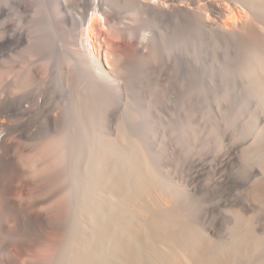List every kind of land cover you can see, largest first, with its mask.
I'll return each mask as SVG.
<instances>
[{
  "label": "rangeland",
  "instance_id": "rangeland-1",
  "mask_svg": "<svg viewBox=\"0 0 264 264\" xmlns=\"http://www.w3.org/2000/svg\"><path fill=\"white\" fill-rule=\"evenodd\" d=\"M30 1L34 11L22 14L15 9L18 0H0V29L7 19L11 24L18 21L15 25L21 24L24 32L18 51L7 57L10 64L41 65L38 84L31 89L42 96L43 104L34 118L39 124L36 134L28 140L29 147L36 148L50 135L65 137L70 130V98L79 81L80 60L63 49L61 21L48 12L50 0ZM157 26L152 40L155 55L134 63L128 75L133 149L142 162L132 163L130 172L134 194L125 209L133 224L122 223L117 237L129 236L137 244L141 261L136 264H198L202 257L216 253L226 255L222 258L228 264H264V84L244 65V47L221 44L191 25ZM53 111L58 117L52 122ZM194 165L202 166L195 176ZM160 183L173 190L172 201L161 194ZM102 199L106 201L98 196L103 206ZM111 214L113 220L121 218ZM156 216L172 219L170 230L154 225ZM81 217L70 216L68 229L86 224ZM79 232L94 253V264H103L99 255L105 251L110 264H135L94 242L87 231ZM161 233L168 237L157 235ZM188 234L196 238L189 255L183 246ZM248 234L257 237L256 245L249 244ZM69 236L59 240L50 234L43 242L20 246L7 242L0 246V260L40 261L54 249L57 253L47 264H70L63 249L71 245Z\"/></svg>",
  "mask_w": 264,
  "mask_h": 264
},
{
  "label": "bare ground",
  "instance_id": "bare-ground-1",
  "mask_svg": "<svg viewBox=\"0 0 264 264\" xmlns=\"http://www.w3.org/2000/svg\"><path fill=\"white\" fill-rule=\"evenodd\" d=\"M16 6L21 13L34 11L30 0H18ZM48 7L51 17L61 21L63 49L80 60L79 81L69 103L72 125L65 137L50 135L39 147H29L28 140L39 125L35 115L43 109L42 96L31 90L38 84L41 65L7 61L20 47L24 32L21 24L15 25L18 21L11 24L5 19L0 29V66L6 67L5 71L0 67V246L39 243L50 234L60 240L68 233L75 249L62 246L64 258L70 264H94V253L79 232L85 230L94 242L104 243L136 264L141 258L137 244L129 236L117 237L122 223L133 224L125 209L134 192L130 172L132 163L142 162L134 153L132 111L126 99L130 67L155 55L152 40L157 25L174 29L184 24L221 44L244 47V65L264 84V0H50ZM57 114L53 111L49 119L53 122ZM192 167L194 176L202 169ZM158 187L165 199H174L173 190ZM86 193L91 198L86 199ZM98 196L105 197L103 206ZM109 210L121 218L113 220ZM81 215L86 224L68 229L70 216L81 219ZM170 221L156 216L152 222L170 230ZM191 234L182 235L188 255L196 242ZM246 238L249 244H257L256 236ZM105 252L99 255L100 261L110 264ZM56 253L53 249L42 260L23 264H47ZM218 254L202 257L199 263L228 264L226 255ZM0 264L9 263L0 260Z\"/></svg>",
  "mask_w": 264,
  "mask_h": 264
}]
</instances>
